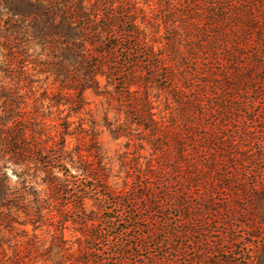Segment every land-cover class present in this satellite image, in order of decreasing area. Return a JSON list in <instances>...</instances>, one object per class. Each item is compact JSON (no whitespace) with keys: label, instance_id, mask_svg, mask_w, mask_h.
I'll use <instances>...</instances> for the list:
<instances>
[{"label":"rangeland","instance_id":"obj_1","mask_svg":"<svg viewBox=\"0 0 264 264\" xmlns=\"http://www.w3.org/2000/svg\"><path fill=\"white\" fill-rule=\"evenodd\" d=\"M113 2L124 8L111 12L104 9L107 3L100 2L104 7L99 16L89 18L96 21L102 14L108 16L101 24H109L112 34L103 33L100 40L108 41L112 35L114 50L105 57L79 51L77 41L76 46L62 40L41 46L31 42L13 50L8 77L0 75V115L5 126L22 128L33 147L55 152L52 165L61 181L48 190L42 183L44 168L34 164L25 184L10 169L5 170L11 189L6 205L0 208V264H78L79 244L95 251L88 258L99 264L121 260L123 264L220 260L221 264H248L258 240L237 222L230 223L229 238L220 239L228 223L224 215L216 225L205 223L201 244H191L193 238L188 235L167 241L161 234V226L170 231L180 226L174 204L161 208L159 203L170 190L182 187L172 167L177 141L184 139L189 126L185 112L191 100L202 102V107L196 102L191 105L196 109L194 123L204 126L197 133H204L208 121L201 110L210 91L207 63L211 61L215 68L221 63L212 62L204 48L203 35L208 30L204 15H196L185 0ZM101 24H93L92 29H102ZM74 26L89 29L81 18ZM66 54L73 57L67 59ZM92 72L102 75L92 77ZM91 134H97L101 158L82 166L86 175L82 182L95 189V194L101 195L102 187L109 194L106 202L84 200L86 216L93 218L85 223L73 179L64 176L76 174L77 150L90 147ZM260 147L264 150V143ZM7 159L9 154L0 158V166L12 168ZM133 179L153 189L136 190ZM208 186L201 183L197 195L207 197ZM111 191L127 193L128 201ZM136 192L143 197L153 194L156 204L150 211L134 213ZM104 208L108 210L102 212ZM108 217L114 219L113 224L106 222ZM152 233L155 236L150 238ZM183 243L186 248L173 260L172 247ZM127 246L129 254L120 259Z\"/></svg>","mask_w":264,"mask_h":264},{"label":"trees","instance_id":"obj_2","mask_svg":"<svg viewBox=\"0 0 264 264\" xmlns=\"http://www.w3.org/2000/svg\"><path fill=\"white\" fill-rule=\"evenodd\" d=\"M185 1L196 15H204L205 29H208L203 35L204 48L211 53L212 62L221 63L217 64V68L211 61L207 63L210 91L205 94L208 98L206 108L201 110L202 117L206 115L208 121L204 133H197L204 126L194 123L192 115L197 117L194 115L196 109L191 105L196 102L202 107V102L191 100L185 112L189 126L184 139L177 141V157L172 167L182 180V187L180 191L170 190L165 200L159 203L161 208H171L174 204L173 207L179 210L180 226L172 231L161 226V234L167 241L188 235L193 238L191 244H201V230L205 223L216 225L224 215L228 223L225 224V233H221L219 238H229L232 222L243 224L248 236L258 240L248 264H264V150L260 147L264 143V0ZM100 2L107 3L108 7L102 6L111 12L124 8L121 3L114 6L113 0H0V75L8 77L13 50L31 42L41 46L49 41L62 40L74 43L73 46L77 45L81 52L86 50L101 57L112 52V35L108 41L100 40L103 33L112 34L111 29H107L109 24H101L102 19L109 20L108 16L102 14L96 21L89 20L99 16ZM77 18H81L89 29H75ZM93 24H101L102 29H92ZM87 46L89 49H85ZM65 57L73 56L66 54ZM98 74L102 75V72H92L91 75ZM1 117L0 158L9 154L5 162L11 163L12 168L0 166V208L6 205V196L11 189L7 184L6 169H10L25 184L27 172L34 164L44 168L42 183L48 190L61 184L52 165L55 152L46 151L44 146L33 147L22 128L6 127L5 118ZM237 122L240 123L236 126ZM88 143V149L77 150L79 167L75 170L76 174L67 172L64 176L65 179H73L71 183L77 189L78 209L85 223L93 221V218H87L84 200L94 198L98 202H106L109 194L105 187H102L104 191L101 195L95 194V189L84 186L82 182L86 176L82 166L101 158L97 134H91ZM129 178L132 177L129 175ZM132 181L138 186L136 190L153 189L152 185H143L138 179ZM201 183L209 185L207 197L197 195ZM111 193L127 200V193L123 191ZM154 199L153 194L143 197L136 192L134 213L150 211L151 206L156 204ZM193 200L197 203H191ZM107 210L104 208L102 212ZM147 218L143 217L145 221ZM105 220L114 223L111 217ZM114 237H110L111 240ZM213 244L218 245L217 241ZM185 248V243L172 247L173 260ZM129 250L128 246L125 247L120 259L128 255ZM93 252L91 248L79 244L76 253L78 264H99L88 258ZM122 261L118 264H123ZM221 263L222 260L209 262Z\"/></svg>","mask_w":264,"mask_h":264}]
</instances>
